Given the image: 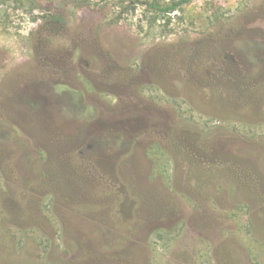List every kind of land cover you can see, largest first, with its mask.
I'll list each match as a JSON object with an SVG mask.
<instances>
[{"label": "rangeland", "instance_id": "rangeland-1", "mask_svg": "<svg viewBox=\"0 0 264 264\" xmlns=\"http://www.w3.org/2000/svg\"><path fill=\"white\" fill-rule=\"evenodd\" d=\"M172 3L0 0V264H264V0Z\"/></svg>", "mask_w": 264, "mask_h": 264}, {"label": "trees", "instance_id": "trees-1", "mask_svg": "<svg viewBox=\"0 0 264 264\" xmlns=\"http://www.w3.org/2000/svg\"><path fill=\"white\" fill-rule=\"evenodd\" d=\"M20 2H24V1H30V2H34L36 0H19ZM195 0H173V3L171 5H169L166 8L161 7L160 5H155L152 6V8L156 9V10H160L166 13H171V12H175L176 10H178L179 8L189 5L191 3H193Z\"/></svg>", "mask_w": 264, "mask_h": 264}]
</instances>
